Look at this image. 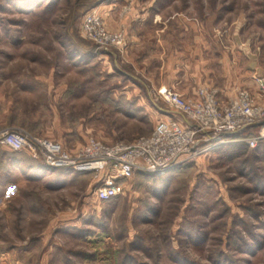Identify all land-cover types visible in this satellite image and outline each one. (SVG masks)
Instances as JSON below:
<instances>
[{
  "label": "rangeland",
  "instance_id": "1",
  "mask_svg": "<svg viewBox=\"0 0 264 264\" xmlns=\"http://www.w3.org/2000/svg\"><path fill=\"white\" fill-rule=\"evenodd\" d=\"M108 2L116 28L100 13ZM148 8L151 19L133 27L142 45L128 55L126 20ZM93 11L125 35L121 51L84 38ZM177 47L189 78L204 58L218 93L231 78L264 105V0H0V130L72 152L91 138L148 136L181 116L160 97ZM7 153L0 176L7 159L28 173L0 188V264H264V139L221 145L164 176H131L108 201L91 175Z\"/></svg>",
  "mask_w": 264,
  "mask_h": 264
},
{
  "label": "built area",
  "instance_id": "2",
  "mask_svg": "<svg viewBox=\"0 0 264 264\" xmlns=\"http://www.w3.org/2000/svg\"><path fill=\"white\" fill-rule=\"evenodd\" d=\"M82 23L84 38L99 49L122 50L125 35L108 32L95 11L86 15ZM257 80L259 92L264 95V79ZM160 97L182 120L169 117L159 122L150 135L132 143L109 146L91 138L72 152L50 139L7 128L0 130V148L28 152L49 171L91 175L96 181L95 195L108 201L123 194L121 182L136 174L164 176L221 145L241 142L251 149L264 139V105L251 91L242 89L228 102L221 100L216 89L207 87L188 98L173 90L162 91ZM251 128L260 133L250 137Z\"/></svg>",
  "mask_w": 264,
  "mask_h": 264
},
{
  "label": "crops",
  "instance_id": "3",
  "mask_svg": "<svg viewBox=\"0 0 264 264\" xmlns=\"http://www.w3.org/2000/svg\"><path fill=\"white\" fill-rule=\"evenodd\" d=\"M121 1L123 2L124 0ZM114 2L105 3L104 7H106L107 9L100 11V13L104 14L105 16L104 18L107 21V23H109L110 26L112 23V27L116 28L118 24L114 22L113 19L114 9L108 7L110 4L113 5ZM155 9L154 8L144 9L141 12L139 11V13H135L132 17L126 20L130 22L127 23L129 26V33H130V45H129L130 48L129 50L125 51V53H127L128 55L130 54L134 56V51L140 49L142 45L141 43L142 38L138 37V35L134 32L135 30L133 27L139 25L142 26L144 23L146 24L147 21L151 19L152 11H155ZM171 50H172L171 51L172 56L170 59L172 60L169 64L173 67V69L172 72L169 74V79L168 80L165 79L162 83H160L161 90H167V91L173 90L179 93L180 95L188 98L194 96L196 90L201 89L203 87L217 88L216 83L212 80L213 70L211 67L208 66L207 62L204 60L203 57H202L203 60L197 61L196 64L194 63V65H196L199 68L194 70L193 73L195 72L196 74H193V76L191 75L189 78L188 75H186V73L184 72V67L187 68L185 63L189 61V56L186 55L187 52H183L181 49H178V47L176 49L173 48ZM223 71H226V68L223 69ZM189 81L192 83L190 84V86L188 85ZM241 85H243L241 81L237 80V82L233 83L230 78V80L225 83L224 89L222 88H221L222 90L218 89L220 91L219 97L224 102H228L231 99H234L236 94L240 90L245 89V87ZM178 118L182 120L181 116H178ZM2 149L0 151L4 152V154L7 155L8 154L7 149L5 148ZM3 165L6 168L5 169L6 172L3 174V176H0V188H4V191L8 190L9 187L11 188L14 185V183L18 181L17 178L19 177L22 178L24 177V174L28 173L27 172L28 170H26L23 167V165H21V163L19 164L13 163V161L10 159L3 160Z\"/></svg>",
  "mask_w": 264,
  "mask_h": 264
},
{
  "label": "trees",
  "instance_id": "4",
  "mask_svg": "<svg viewBox=\"0 0 264 264\" xmlns=\"http://www.w3.org/2000/svg\"><path fill=\"white\" fill-rule=\"evenodd\" d=\"M15 120H18L16 117H15ZM22 125H25V123L24 122H22L21 123ZM36 136V135H35ZM2 149V148H1ZM19 153H25V152H19ZM19 153H17V154H19ZM144 176H146V174H143ZM143 175H140V174H136V175H134V176H143ZM172 251H177L175 248H173V250ZM129 260H131L130 258H128ZM215 264H223V263H215Z\"/></svg>",
  "mask_w": 264,
  "mask_h": 264
}]
</instances>
